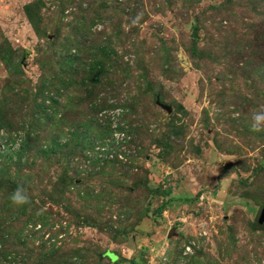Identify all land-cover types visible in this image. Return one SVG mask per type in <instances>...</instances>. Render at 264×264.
Listing matches in <instances>:
<instances>
[{"label":"rangeland","instance_id":"374dc122","mask_svg":"<svg viewBox=\"0 0 264 264\" xmlns=\"http://www.w3.org/2000/svg\"><path fill=\"white\" fill-rule=\"evenodd\" d=\"M223 1L0 0V46L8 38L18 50L17 59L22 48L29 52L23 65L27 79L17 76L16 81L0 56V110L9 111L0 130V152L5 154L0 167L25 187L22 191L35 203L32 210L43 213L45 220L31 225L25 218L18 223L17 230H32L17 250L18 264H38L41 252L52 246L59 254L80 251L71 260L79 258L81 264H174L183 245H190L192 252L195 247L196 253L188 258L190 263L182 257V264H264V225L256 221L264 206V165L259 168L264 164V130L251 127L254 114L264 113V14L249 13V0H235L226 11H216L213 6ZM28 3H33L34 21L25 13ZM224 14L241 34L248 33L240 35L238 43L231 42L230 51L221 43L228 36L220 23ZM197 17L198 45L206 56L195 63L187 49ZM84 25L94 34V44L108 46L121 60L132 65L143 56L141 71L127 78L109 69L99 82L87 86L83 80L71 81L68 92L55 97L58 103L51 106L66 119L46 129L18 166L6 155L20 147L34 114L36 119L41 116L25 90L34 92L57 72L62 75L51 62L43 78L40 63L51 60L56 49L48 46L44 32L58 37L62 47L74 38L72 28ZM158 47L171 50L170 71H164ZM147 81L163 85L164 106L138 92L145 90ZM57 84L54 92L62 86ZM6 97L9 102L4 103ZM82 97L89 99L82 101L86 107ZM105 101L111 107L100 106ZM92 103L96 108L91 109ZM128 103L132 133L117 129L125 124ZM76 128L91 131L88 146L73 138ZM166 133L172 135L169 151L162 143ZM54 137L67 139L70 146L43 163L39 147ZM117 152L129 166L108 164L103 169L100 158ZM34 159L35 165H26ZM64 168L72 178L68 186ZM162 203L166 209L159 215ZM88 218L102 228L82 222ZM103 251L116 260L100 256ZM2 259L1 264H9Z\"/></svg>","mask_w":264,"mask_h":264},{"label":"trees","instance_id":"16d2710c","mask_svg":"<svg viewBox=\"0 0 264 264\" xmlns=\"http://www.w3.org/2000/svg\"><path fill=\"white\" fill-rule=\"evenodd\" d=\"M197 2H200L201 0H196ZM68 3V2H66ZM231 4H236L235 0H224L223 2L214 5L213 8L216 9L218 12H224L227 10L229 5ZM32 6L33 3H28L25 5V13L27 14L28 18L31 21H34L33 19V14H32ZM65 5H63V8ZM247 9L249 13H258L259 15L264 14V0H249V3L247 4ZM66 10V8H64ZM247 12V13H248ZM225 18H222L221 20V25L223 26V29L225 32H227L228 36L227 38H224V40L221 42L223 43V48L226 51L232 50L230 46L233 44L238 43L239 41L243 40V37L240 35H248V33H243L241 34V31L238 30V27L233 25V20L224 14ZM227 17V18H226ZM197 23L196 28L194 29L191 37L189 38V46H188V53L189 55L194 59H200V57H205L206 53L201 52V48L198 45V39H199V28H200V18L197 17ZM96 20V18H95ZM94 20H92L93 22ZM143 21V20H141ZM249 28L248 30L253 27V23H249ZM35 29L37 33L42 36V32L38 26H35ZM61 31L60 28H57V32L59 33ZM73 33H75L74 38L70 39V43H68L65 46L61 47V44L59 43L60 39L58 37L56 38H51L48 37L47 33L44 32V37H46V41L48 43L49 47H56L53 52V58L51 57V60L46 61L45 63H40L42 70H43V78L45 77L44 75L47 73L45 66L46 64H50L51 62H56L55 65L56 67H59L61 70L60 72L62 73L61 76H59L58 72L55 75V78L51 80L50 82L48 80L43 81L39 86V88L36 91H30V89L25 90L28 92L26 94V98L31 99L34 102V107L36 108L37 111L40 112L41 116L36 119L35 114L33 116L34 122H29V125L27 128H25V135L24 139L21 142V145L18 149H15L11 151L6 157L9 160H17V165H21L23 157H25L26 152L30 151L32 149V143L37 141L39 137H41V134L46 131V129L50 128L52 125L59 123L61 120H65L66 116L62 115V113L58 111H54V109L51 108V106L54 104H57L58 101L55 99V97H60L63 94H65V90H69L71 87V81L73 80L77 81V84H79L83 80L84 86L89 85L91 82L93 84H96V82H99L102 76L106 73L109 72L108 70L111 69L115 72L116 75L118 76H127V78L132 77L133 73L138 74L141 71V60L144 58L143 56H137V59H135L134 64H130L128 61L125 62V60H122L115 55V52L111 51L109 52L108 46H104L101 43L99 44H94L91 40V37L94 35L93 33L90 32V27L89 30H87V27L84 26H78L76 29L72 28ZM120 35V33H119ZM136 42L133 41V43L130 45L132 49L136 46ZM167 44V40H163V45ZM241 47V44L239 46V49ZM62 48V49H61ZM77 48V49H76ZM76 49V53H72V50ZM23 52L21 56L18 57L17 59V49H14L13 46L11 45L10 41L8 38H4L2 45L0 46V56L3 61L9 64L10 67V73H11V79L13 77V80L16 81V77L20 76L23 79H27L26 73L23 69V65L26 61V57L29 54L28 50L26 49H21ZM127 51V49H126ZM132 51V50H131ZM155 51H163V64H164V71H170V53L171 50L169 49H162V47H158L155 49ZM237 51V50H236ZM235 51V52H236ZM111 53V54H110ZM173 54V52H172ZM123 56V55H122ZM120 59V60H119ZM44 61V60H43ZM196 63V60H194ZM15 71V72H14ZM139 71V72H138ZM14 72V73H13ZM82 73V75H81ZM78 75V76H77ZM124 75V76H123ZM143 74L142 76H144ZM264 78V76H263ZM148 79V78H146ZM22 81V79L20 80ZM69 81V82H68ZM74 81V82H75ZM12 82V80H10ZM61 84L60 88L57 90V92H54L52 86L56 84ZM145 90H141L139 88V93L146 94L149 96H152V101L160 106H164V103L162 102V88L163 85L158 82L154 81H147L145 82ZM57 84V85H58ZM161 89H160V87ZM50 93H53L51 95ZM86 95L91 98L92 93L88 91ZM40 96H43L41 100L39 101ZM68 96V95H67ZM259 97L260 94H259ZM264 98V94L262 96ZM49 99H51L50 102ZM81 102L86 99L84 97L79 98ZM9 102V98L6 97L4 100V103ZM82 104H84L82 102ZM101 104V105H100ZM99 105L102 107H111V104H107V101H105L104 104L100 103ZM132 104V103H131ZM128 103V107L126 106L129 110V107L132 105ZM85 107L87 104H84ZM91 109L94 107V104H90ZM134 104L133 106H135ZM67 104L65 105V107ZM136 107V106H135ZM133 107V109L135 108ZM6 108H2L0 111V130L2 127L6 125L4 124L3 120L4 117H7V113L9 112L8 110H5ZM151 109L154 110V113H157V109L155 107H151ZM123 112V119L125 121L124 125L118 124L117 129H123V130H128L129 132L134 131V126L131 123V117H130V110L129 111ZM249 113H244L242 115V118L248 115ZM63 117V118H62ZM37 124V125H36ZM128 127V128H127ZM127 128V129H126ZM76 131L73 132V138L79 139L78 142L80 145H85L88 146L92 142V135L91 131L88 130V128L84 131H81L80 129L76 128L74 129ZM168 135L164 140H162L164 148H167L166 150L169 151L171 150V134L166 133ZM58 137V136H57ZM52 139V138H51ZM132 141V138L129 139V142ZM70 142L68 140L61 141L59 138H55L49 143L47 146H40L38 153H40L42 158H44L43 163L48 162L51 157H53L54 154L56 153H63L64 150H67ZM112 145V144H111ZM111 147V146H110ZM32 151V150H31ZM110 150H106L105 152H109ZM125 155H127V152H125ZM5 156V154H2L0 152V157ZM129 156V157H128ZM131 155H127L128 158H130ZM101 160H104V166L103 169L105 168L106 165L108 164H113L117 168L120 167V169L127 168L130 164L128 162H124L123 159L120 158L119 153L117 152L112 158H110L108 155L103 156L100 158ZM29 161V160H28ZM27 161L26 165H35L37 159L33 160V164H28L29 162ZM26 162V159H25ZM132 165V164H131ZM264 164H261L259 168L262 169ZM21 167V166H20ZM65 169V168H64ZM17 172H20L18 168H16ZM63 181L68 186V183L70 180L68 176V171L67 169L63 170ZM102 171V170H101ZM68 176V177H67ZM72 179V178H71ZM135 186H137L135 184ZM25 188L22 186L18 181L16 177H8L6 172L3 171V168L0 167V260L2 261L4 259H10L6 260V262H9V264H18L16 261L20 262V259L17 258V250L19 247L23 244H26V241L28 237L30 236L32 230H17V225L20 221L24 220L27 218V222H31V225H37L38 222L40 224L43 222L44 223V215L43 213L33 211V206H34V201H32L31 198L28 199V202L22 205H18L19 208L15 210V204L11 200L12 194L17 190V189H23ZM138 188V186H137ZM152 193L158 191V190H152V188H149ZM170 192V189L167 190L165 193ZM3 193V194H2ZM24 193V192H23ZM26 194V193H24ZM27 195V194H26ZM62 195H64L62 193ZM53 201L57 204L62 203V199L59 200H54ZM17 205V204H16ZM66 207V206H65ZM147 210L149 209L146 208ZM166 209V203H162L158 208H157V213L162 214V212ZM30 210V211H29ZM67 211H71L72 207L69 206V209L66 207ZM9 214V215H7ZM257 221V220H256ZM84 224H89L95 227H100L102 228L101 224L97 222L95 219H87L82 221ZM256 227H260V225L264 224H257L254 223ZM28 227V226H27ZM124 233H127V230L124 231ZM27 238V239H26ZM43 246L41 245V248H45V245L47 244V241H43ZM13 244V246H11ZM60 250L56 246H52L50 248H45L41 252V255L38 256V264H71V258L73 256L75 257L76 255H80V251H76L75 253L71 252H65L63 254H59ZM184 245L182 249V256L181 254L178 256L174 264H179L180 260L185 259L187 262L190 263V258L194 253H196V248L194 247L193 253L186 255L184 253ZM198 250V249H197ZM100 256H108L112 260L114 259V255L110 253L109 251H103V252H98ZM57 258L55 260L54 258ZM26 259V258H24ZM27 261V260H26ZM26 261L22 262L26 264ZM73 262V261H72ZM117 262V261H116ZM76 264H81L79 258L75 260ZM137 263V262H136ZM182 264V262H180ZM1 264V263H0ZM135 264V263H134Z\"/></svg>","mask_w":264,"mask_h":264},{"label":"clouds","instance_id":"9594fccd","mask_svg":"<svg viewBox=\"0 0 264 264\" xmlns=\"http://www.w3.org/2000/svg\"><path fill=\"white\" fill-rule=\"evenodd\" d=\"M254 122L251 127L253 131L264 130V113H256L253 116ZM28 196L23 193L21 189H17L11 196V200L14 204L22 205L28 202Z\"/></svg>","mask_w":264,"mask_h":264},{"label":"water","instance_id":"95a60500","mask_svg":"<svg viewBox=\"0 0 264 264\" xmlns=\"http://www.w3.org/2000/svg\"><path fill=\"white\" fill-rule=\"evenodd\" d=\"M165 107L168 108L169 110H171L170 107H167V106H165ZM256 220H257V222H258L259 224H264V206H262V207L258 210V212H257V214H256Z\"/></svg>","mask_w":264,"mask_h":264},{"label":"built area","instance_id":"2783aa9c","mask_svg":"<svg viewBox=\"0 0 264 264\" xmlns=\"http://www.w3.org/2000/svg\"><path fill=\"white\" fill-rule=\"evenodd\" d=\"M186 247V249L184 250V253H188V252H192V250H191V246L190 245H187V246H185ZM193 253V252H192ZM189 254V253H188Z\"/></svg>","mask_w":264,"mask_h":264}]
</instances>
